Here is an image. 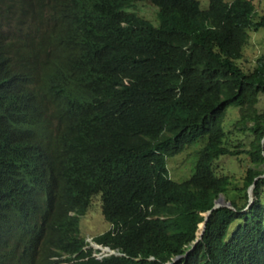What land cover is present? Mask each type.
<instances>
[{
    "label": "trees",
    "instance_id": "trees-1",
    "mask_svg": "<svg viewBox=\"0 0 264 264\" xmlns=\"http://www.w3.org/2000/svg\"><path fill=\"white\" fill-rule=\"evenodd\" d=\"M262 1L0 0V264H264V54L239 64ZM242 155L234 184L219 161ZM96 195L112 229L94 241L120 255L86 249Z\"/></svg>",
    "mask_w": 264,
    "mask_h": 264
},
{
    "label": "rangeland",
    "instance_id": "rangeland-1",
    "mask_svg": "<svg viewBox=\"0 0 264 264\" xmlns=\"http://www.w3.org/2000/svg\"><path fill=\"white\" fill-rule=\"evenodd\" d=\"M226 1H231V0H226ZM199 2L203 9L208 8L209 0H199ZM260 7L264 9V1L261 2ZM133 11L136 12L139 16L145 18L146 20L152 21L155 26L158 25V19H157L158 8L153 4L149 2L135 3L133 5ZM262 35H264V28L259 30L258 32L252 33L251 35V43L247 48V50L245 51L246 55L243 58V60L239 62L240 66L245 70H247L253 65V62H255V59L258 56L264 54V38L262 37ZM261 44H263L262 51H258L262 47ZM259 109L264 110V96L262 97V101L261 104L259 105ZM234 110L237 109L235 107L229 108L228 110L229 116L227 117V121H228V130L235 131V129L233 128V124L238 119L239 113ZM224 127L226 128V122ZM236 134L237 133L235 131V135ZM233 136L234 135H232V137ZM241 136L243 137L245 143H248V141L251 139L250 136H243V135ZM258 142L264 145V141H258ZM196 160H197V147H191L186 151H184L182 154L172 159H169L168 170L171 178L178 182L187 179L192 173L193 166ZM247 160L248 159L246 155H242L241 159H238L236 157L233 158L224 157L220 159L218 169L221 172H227L228 174H233L232 176H234L235 178L234 184H237L241 181L240 177L241 175H243L244 171L248 166ZM222 197L225 198L224 195H222ZM231 197H232V192H231ZM109 229H111V226L104 219L102 214L101 196L100 195L94 196L87 214L80 221L81 235L83 237H86L87 242H89V239H93L94 237L103 234V232H106ZM102 253L104 255L106 254L103 251Z\"/></svg>",
    "mask_w": 264,
    "mask_h": 264
},
{
    "label": "clouds",
    "instance_id": "clouds-1",
    "mask_svg": "<svg viewBox=\"0 0 264 264\" xmlns=\"http://www.w3.org/2000/svg\"><path fill=\"white\" fill-rule=\"evenodd\" d=\"M227 2H230V1H227ZM200 5H201V4H200ZM201 8H202V7H201ZM257 141H264V137H263L262 140L257 139ZM173 158H174V157H173ZM170 159H172V158H170ZM168 160H169V159H168ZM189 177H190V176H189ZM189 177H188V178H189ZM175 181H176V180H175ZM181 182H182V181H181ZM253 186H254V185H253ZM253 186H251V187H253ZM251 187H250V188H251ZM250 188H249V189H250ZM253 190H254V189H253ZM248 192H249V191H248ZM96 196H97V195H96ZM100 196H101V195H100ZM220 197H221V196H220ZM220 197H219V198H220ZM219 198H218V199H219ZM92 199H93V198H92ZM218 199H217V200H218ZM224 199H225V198H224ZM249 199H250V198H249ZM252 199H253V192H252ZM217 200H216V201H217ZM253 200H254V199H253ZM216 201H215V202H216ZM227 202H228V201H227ZM227 202L225 201V204H226ZM91 203H92V200H91ZM229 203H230V202H229ZM252 203H253V202H252ZM230 204H231V203H230ZM90 206H91V204H90ZM90 206H89V208H90ZM225 207H227V206H225ZM230 207H231V206H230ZM250 207H251V205L248 206L247 208H250ZM89 208H88V210H89ZM213 208H214V207H213ZM220 208H221V207H220ZM88 210H87V212H88ZM210 211H211V210H210ZM208 212H209V211H208ZM86 214H87V213H86ZM86 214H85V215H86ZM102 214H103V209H102ZM205 214H206V213L203 214L204 217H205ZM211 214H212V213H211ZM85 215H84V216H85ZM84 216H82V217L80 218V221H81V219H82ZM103 217H104V215H103ZM209 217H210V216H209ZM104 219H105V217H104ZM105 220H106V219H105ZM205 221H206V218H205ZM205 221H204V222H205ZM204 222H202V224H203ZM108 223H109V222H108ZM200 224H201V223H200ZM200 224H198V229H199V225H200ZM109 225L111 226V229H112V225H111L110 223H109ZM79 227H80V225H79ZM205 228H206V227H205ZM111 229H109V230H111ZM198 229H197V234H198ZM109 230H108V231H109ZM108 231H106V232H108ZM106 232H103V234L106 233ZM80 234H81V232H80ZM103 234H100V235H103ZM197 234H196V235H197ZM100 235H98V236H100ZM81 236H82V235H81ZM98 236H96V237H98ZM82 237H83V236H82ZM96 237H94L93 239H89V242H90L91 244H90L89 242H87L86 237H83V238H85V241H86V243L88 244V246L86 247V249H87V248H93L94 250H99V251H100V253H95V254H94L95 257H97L98 259H101L102 257H106V256H109V255H120L119 253H117L116 251L111 250V249L108 248V247H103V246L97 244V243L94 241V239H95ZM198 238H199V237L197 236V239H198ZM197 239H196V240H197ZM196 240H195V241H196ZM195 241H194V242H195ZM199 241H200V240H199ZM93 243H94V244H93ZM90 245H91V246H90ZM195 245H196V244H195ZM102 251L105 252L106 254L104 255V254L102 253ZM186 255H187V254H186ZM186 255H185V256H186ZM181 258H182V257H181ZM181 258H180V259H181ZM176 259H177V258H176ZM180 259H178V260H180ZM174 260H175V259H174ZM178 260H177V261H178ZM173 263H174V261H173ZM173 263H169V264H173Z\"/></svg>",
    "mask_w": 264,
    "mask_h": 264
},
{
    "label": "water",
    "instance_id": "water-1",
    "mask_svg": "<svg viewBox=\"0 0 264 264\" xmlns=\"http://www.w3.org/2000/svg\"><path fill=\"white\" fill-rule=\"evenodd\" d=\"M253 189H254V186L253 187H251L250 189H249V206L252 204V202H253V199H252V192H253ZM225 206H227V207H230L231 206V204L229 203V202H227L226 204H225V199L222 197V195H221V197L215 202V206H214V208L211 210V211H209V212H207L206 214H205V218H206V221L208 220V218H209V216L211 215V213L214 211V210H216V209H218V208H220V207H225ZM206 221L203 223V227H202V231L199 233V234H197V236L199 237L195 242H194V245L195 244H197L198 242H199V240H201L202 238H203V234H204V232H205V227H206ZM181 257H178L177 259H175L174 260V263L175 262H177V260L178 259H180Z\"/></svg>",
    "mask_w": 264,
    "mask_h": 264
}]
</instances>
